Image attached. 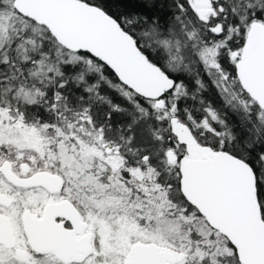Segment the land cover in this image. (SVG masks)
I'll return each instance as SVG.
<instances>
[{"label":"snow or ice","instance_id":"6c2138e0","mask_svg":"<svg viewBox=\"0 0 264 264\" xmlns=\"http://www.w3.org/2000/svg\"><path fill=\"white\" fill-rule=\"evenodd\" d=\"M0 264H264V0H0Z\"/></svg>","mask_w":264,"mask_h":264}]
</instances>
